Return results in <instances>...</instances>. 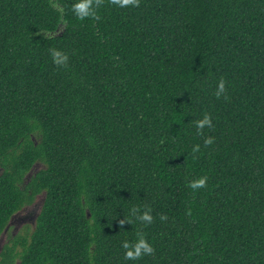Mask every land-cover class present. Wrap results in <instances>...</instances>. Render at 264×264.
Here are the masks:
<instances>
[{"label": "trees", "instance_id": "trees-1", "mask_svg": "<svg viewBox=\"0 0 264 264\" xmlns=\"http://www.w3.org/2000/svg\"><path fill=\"white\" fill-rule=\"evenodd\" d=\"M73 3L0 0V264H264V0Z\"/></svg>", "mask_w": 264, "mask_h": 264}, {"label": "clouds", "instance_id": "clouds-1", "mask_svg": "<svg viewBox=\"0 0 264 264\" xmlns=\"http://www.w3.org/2000/svg\"><path fill=\"white\" fill-rule=\"evenodd\" d=\"M111 3L122 8L127 7L129 5L139 6V0H111ZM72 10L80 20H83L87 17H95L96 15L93 0H74ZM51 56L57 66H66L68 56L65 53L56 49H52ZM224 91L225 84L224 81L221 80L217 86L215 94L219 98L224 93ZM195 125L198 130L203 129L205 127H211L212 120L208 115H205L202 119L197 120L195 122ZM212 143L213 139L211 137L205 140L206 145H210ZM196 150H198V146L194 149V151ZM205 184L206 177H200L198 179L192 180L189 187L191 189H199L203 188ZM139 219L146 223L152 222V216L148 211L144 212L141 216H139ZM161 219H165V217H161ZM122 246L125 249V259L131 261H136L144 255H150L154 251L152 245L142 235L139 236L135 243L125 241Z\"/></svg>", "mask_w": 264, "mask_h": 264}, {"label": "rangeland", "instance_id": "rangeland-1", "mask_svg": "<svg viewBox=\"0 0 264 264\" xmlns=\"http://www.w3.org/2000/svg\"><path fill=\"white\" fill-rule=\"evenodd\" d=\"M35 139H37L36 136ZM44 166V163L37 162L31 169V171L27 174L26 181L30 180L31 177ZM1 171L2 168L0 167V173ZM44 200L45 192L39 194L36 197L34 203L25 206L15 213V215L10 220L7 228L0 237V253L7 245L12 244V241L16 236H19L21 238L31 237L33 231L35 230L36 221L43 207ZM18 262L19 261H16V263Z\"/></svg>", "mask_w": 264, "mask_h": 264}, {"label": "flooded vegetation", "instance_id": "flooded-vegetation-1", "mask_svg": "<svg viewBox=\"0 0 264 264\" xmlns=\"http://www.w3.org/2000/svg\"><path fill=\"white\" fill-rule=\"evenodd\" d=\"M12 219V218H11Z\"/></svg>", "mask_w": 264, "mask_h": 264}]
</instances>
